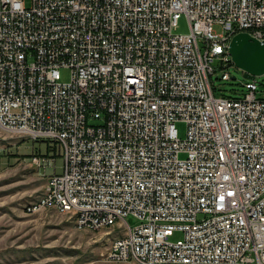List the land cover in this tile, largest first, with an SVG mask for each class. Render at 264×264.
<instances>
[{
  "label": "built area",
  "instance_id": "built-area-1",
  "mask_svg": "<svg viewBox=\"0 0 264 264\" xmlns=\"http://www.w3.org/2000/svg\"><path fill=\"white\" fill-rule=\"evenodd\" d=\"M28 1L0 0V131L63 162L28 212L121 233L109 264H264V97L214 87L236 35L264 41V0Z\"/></svg>",
  "mask_w": 264,
  "mask_h": 264
},
{
  "label": "rangeland",
  "instance_id": "rangeland-1",
  "mask_svg": "<svg viewBox=\"0 0 264 264\" xmlns=\"http://www.w3.org/2000/svg\"><path fill=\"white\" fill-rule=\"evenodd\" d=\"M176 33H190L185 18L180 20ZM214 67L219 70L218 78L214 77L215 95L243 97L247 82L244 72L231 65L226 71L236 80L223 81L220 61ZM70 79L71 72L61 70V82L68 83ZM256 81L258 96L264 97V76ZM176 129L178 137L185 139L186 124L178 122ZM49 145L0 131V264H109L107 251L121 233L80 229L75 216L52 207L28 212L44 196L49 178L62 172L60 155L51 164L33 163L39 154L52 157ZM180 158L185 159V155ZM126 221L132 227L138 224L133 217ZM180 239V233L170 237L172 242Z\"/></svg>",
  "mask_w": 264,
  "mask_h": 264
},
{
  "label": "water",
  "instance_id": "water-1",
  "mask_svg": "<svg viewBox=\"0 0 264 264\" xmlns=\"http://www.w3.org/2000/svg\"><path fill=\"white\" fill-rule=\"evenodd\" d=\"M229 53L230 62L244 72L246 80L264 76V41H257L248 34H238L231 41Z\"/></svg>",
  "mask_w": 264,
  "mask_h": 264
},
{
  "label": "trees",
  "instance_id": "trees-1",
  "mask_svg": "<svg viewBox=\"0 0 264 264\" xmlns=\"http://www.w3.org/2000/svg\"><path fill=\"white\" fill-rule=\"evenodd\" d=\"M48 148H49V151H50L51 147L49 146ZM53 151H54V154H55L56 153V148H53ZM39 156H40V154H39ZM41 156H45V155H41ZM45 157H48V156H45Z\"/></svg>",
  "mask_w": 264,
  "mask_h": 264
}]
</instances>
